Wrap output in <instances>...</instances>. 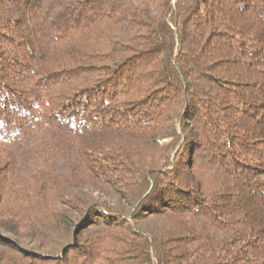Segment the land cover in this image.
Masks as SVG:
<instances>
[{
	"label": "trees",
	"instance_id": "16d2710c",
	"mask_svg": "<svg viewBox=\"0 0 264 264\" xmlns=\"http://www.w3.org/2000/svg\"><path fill=\"white\" fill-rule=\"evenodd\" d=\"M0 264H264V0H0Z\"/></svg>",
	"mask_w": 264,
	"mask_h": 264
},
{
	"label": "rangeland",
	"instance_id": "374dc122",
	"mask_svg": "<svg viewBox=\"0 0 264 264\" xmlns=\"http://www.w3.org/2000/svg\"><path fill=\"white\" fill-rule=\"evenodd\" d=\"M24 242H26V241H22V243H24Z\"/></svg>",
	"mask_w": 264,
	"mask_h": 264
}]
</instances>
